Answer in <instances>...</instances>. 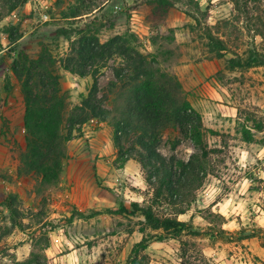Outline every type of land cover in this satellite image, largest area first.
Wrapping results in <instances>:
<instances>
[{
	"label": "rangeland",
	"instance_id": "374dc122",
	"mask_svg": "<svg viewBox=\"0 0 264 264\" xmlns=\"http://www.w3.org/2000/svg\"><path fill=\"white\" fill-rule=\"evenodd\" d=\"M13 1L0 0V264H21L31 257L33 251L43 261L46 257V264H125L133 245L145 234H155L149 228L142 232L146 225L141 213L131 214L123 210H131V199H134L133 196H126V192L117 194L112 188L99 185L105 189L102 195L105 204L83 209L72 197L71 186L66 183L60 185L62 174L57 185L47 188L40 184L37 175L19 174V152L26 145V102L21 80L13 71L15 59L23 55L48 59L53 64L51 69L54 67L59 75L62 90L70 95V109L88 95L93 85V74L96 73L99 95L108 96L104 105L112 109L116 91L110 89L112 83L119 82L116 68L122 66V56L114 54L100 58L88 67L92 73L84 76L64 69L63 65L74 54L71 50L73 42L78 45L82 37L95 36L105 42L117 34L129 33L137 35L140 50L144 53L157 52L159 47L161 53L171 51V54L164 55L166 59L161 58L162 67L179 77L194 107L198 104L207 107L206 100H210L212 106L227 105V99L237 106V110H233L236 116H232L223 132L213 129L216 131L213 133L204 126V139L213 151L206 158L207 175L202 186L197 189L193 185L187 187L184 196H181L183 202L177 204L172 203L169 196L162 197L155 204L156 212L162 216H174L179 209L187 208L186 213L193 212L206 219L199 220L201 223L209 222L212 227L223 229L226 217L219 209L215 211L211 206L199 208L207 203V182L212 183L214 187L218 186L213 197L221 199L229 194L239 200L241 206L238 216L240 225L231 226L233 230L228 229L234 232L232 235L219 236L229 243L223 254V264H264L258 256L247 253L242 241L238 240L241 231H244L246 234L255 232L262 245L264 241V227H255L258 222L254 221L257 215H264V66L231 72L226 66L233 54L227 52L221 58L213 56L206 37L212 30L239 53H244L249 46L264 51V36L245 29L247 20L244 15L236 19L238 14L233 3L230 0H181L163 15L154 12L148 0H25L13 10L17 13L14 17L7 5V2L10 5ZM45 5L48 7L45 8ZM44 11L50 14L49 20L42 18ZM74 11L82 14L72 16ZM252 14L254 19L257 15H264V0ZM226 19H233V25L225 26L223 21ZM182 27L189 31L191 37L186 45L176 38L177 29ZM188 59L193 62L214 61L213 70L216 71L207 76L206 83L210 81L215 87V82H211L214 77L222 87L213 98L208 99L190 90L179 76L177 66ZM97 120L85 123L102 121ZM104 122L111 129L114 141L112 122ZM84 124L73 131L72 138L80 134ZM257 124L263 125L262 130L255 127ZM67 126L65 122L62 128L65 134ZM248 134L253 135L252 141L245 140L244 136ZM135 137L136 134L132 133L125 145L128 146ZM159 151L167 159L174 156L176 160L184 161H188L193 154H202L201 147L175 126L163 131ZM177 171H180L179 167ZM143 172L146 180L147 173L144 169ZM123 178L128 189L141 194V197H135L141 205L153 203L154 185L145 181L142 187ZM237 181L242 182L239 189L246 185L248 190L229 192L232 183ZM10 195L16 196L14 207L21 212L15 226L10 207L6 204ZM77 210L85 214H74ZM249 224L252 226H244ZM211 225H196L205 230L201 236L192 237L203 251L210 243L201 238L209 233L206 228ZM169 238L155 237L151 240L144 252L149 257L148 264H181L180 242H169Z\"/></svg>",
	"mask_w": 264,
	"mask_h": 264
},
{
	"label": "trees",
	"instance_id": "16d2710c",
	"mask_svg": "<svg viewBox=\"0 0 264 264\" xmlns=\"http://www.w3.org/2000/svg\"><path fill=\"white\" fill-rule=\"evenodd\" d=\"M14 0L8 10L13 11L20 2ZM181 0H148L154 12L166 14L170 8L177 6ZM193 1V0H192ZM239 19L244 15L247 20L245 29L264 36V15L252 14L253 10L261 7L262 0H230ZM199 6V3H197ZM82 13L74 11L72 16ZM69 16V15H66ZM249 19V21H248ZM257 19V20H256ZM233 19L223 21L225 26L233 25ZM65 33L67 30L63 29ZM209 52L217 58L224 57L227 52L233 55L228 59V70H244L255 66H264V51L255 46H249L244 53L234 50L219 35L208 31ZM75 44V45H74ZM71 58L64 62V69L82 76L92 73L88 67L93 66L100 58L120 55L123 64L116 68V77L119 82L112 83L111 91H116L112 109L107 108V95H99L98 77L93 74V85L87 96L82 97L80 104L70 109L67 91L62 90L59 75L48 59L30 58L28 55L18 57L13 62V71L21 80L22 91L25 97L26 110L24 126L26 128V145L19 152V174H32L40 178V184L47 188L60 182L67 157V143L73 136V131L85 122L97 118L102 121H111L114 126V145L117 148L116 162L120 166L129 159L137 160L144 171L146 181L155 186L153 203L143 206L139 202L132 203V209H123L131 214L141 213L146 225L142 229H151L155 234H145L136 242L125 264H148L149 257L145 252L153 238L173 237L180 241L181 264H212L204 251L198 247L194 237L201 236L205 228H197L192 221H184L178 215L186 213V209H179L174 216L159 215L155 204L162 197L172 199V203L183 202L185 189L191 185L196 189L203 184L207 175L206 158L213 151L204 139V125L202 115L196 110L187 97V92L179 77L162 67L164 55L167 51L144 53L140 50L139 39L135 33L117 34L105 42L97 37H82L78 45L73 42ZM162 58V59H161ZM164 62V61H163ZM220 72V71H219ZM113 88V89H112ZM67 122V133L63 132V125ZM179 127L181 132L192 138L194 143L201 147L202 154H193L188 161L176 160L172 156L167 159L160 151L159 145L163 131L169 127ZM261 124L255 127L262 130ZM215 133L213 129H208ZM132 133L136 137L126 146L125 141ZM246 141L254 139L252 134L245 135ZM176 145H174L175 147ZM179 167L180 171H177ZM16 196L10 195L6 204L10 207L13 216V226L21 214L17 207ZM74 214L83 216L82 211ZM209 234L216 236L232 235L234 232L225 229H216L208 226ZM238 240L257 236L256 233L241 231ZM190 237V238H188ZM193 237V238H192ZM48 238L46 241L48 242ZM264 246V241H263ZM36 252L21 264H46Z\"/></svg>",
	"mask_w": 264,
	"mask_h": 264
},
{
	"label": "crops",
	"instance_id": "0c3cea01",
	"mask_svg": "<svg viewBox=\"0 0 264 264\" xmlns=\"http://www.w3.org/2000/svg\"><path fill=\"white\" fill-rule=\"evenodd\" d=\"M189 31L182 27L177 29V40L186 45L191 41V37L188 33ZM184 63L177 66L179 76L184 80L185 84H188V88L193 90L201 96L207 97L208 99L213 98L222 87L221 83L213 77L216 86L213 87L210 81L206 83L207 76H211L215 73L213 67L215 66L214 61H202L193 62L190 59L183 61ZM208 70H207V68ZM231 72H237L233 70ZM230 85V84H229ZM224 90V89H223ZM234 89H232L233 91ZM234 92L231 94L232 98ZM236 98V96H235ZM228 103L214 105L210 104V100H206L207 107L201 105H195V108L201 113L204 126L209 129L224 131L223 128H227L229 121L232 120V116H236L233 110H237V106L234 101L227 99ZM235 119V118H233ZM68 154L66 160L64 161V167L62 171V184H67L71 186L73 192L72 197L74 198L76 204L85 209L90 207H98L105 204L104 188L101 186H107L112 188L115 193H125L126 196H133V202H138L139 199L135 197H141V194L133 193L131 189H128L127 182L123 177H126L131 182L139 184L140 186H145V176L143 172L142 165L135 159H129L122 166L118 165L116 162V149L113 141V136L111 129L108 127L107 123L104 121H99L98 123H85L82 126L79 135H75L68 142ZM89 148L91 150H89ZM210 175V174H209ZM218 180H220L218 178ZM240 182H233L230 187L229 192L247 191L248 188L240 187ZM208 187L205 191L207 203L199 208H206L211 206L213 210L221 212L225 217L226 221L223 224V229L233 230L231 226L240 225V220L238 216L240 215V203L239 200H235L234 197L227 194L221 199H216L213 197L217 187L212 183H208ZM101 185V186H99ZM204 186V185H203ZM245 188V189H244ZM243 191V192H244ZM131 194V195H129ZM211 196V198H210ZM137 200V201H135ZM111 205V204H108ZM238 210V211H237ZM190 211V210H189ZM235 214V217H233ZM232 217V218H231ZM180 220L192 221L195 225L203 227L211 223H201L199 220L202 218L201 215H194L191 213H183L178 215ZM243 218V216H241ZM255 222H258L256 226L264 227V215H257L254 218ZM246 224V223H243ZM245 227H250L244 225ZM201 238L203 241L210 243V246H205L204 252L212 259L213 264H223V254L225 253V248L229 246V243L224 241L222 238L216 236L215 234H203ZM169 242L179 240L173 237L168 239ZM139 242V241H138ZM180 242V241H179ZM245 246V251L251 252V255L258 256L264 260V246L261 244L258 236H253L242 240ZM134 246V245H133ZM178 246L181 244L178 243ZM133 248V247H132ZM210 248V249H209ZM178 250V247L176 248ZM246 264V262H245Z\"/></svg>",
	"mask_w": 264,
	"mask_h": 264
},
{
	"label": "built area",
	"instance_id": "2783aa9c",
	"mask_svg": "<svg viewBox=\"0 0 264 264\" xmlns=\"http://www.w3.org/2000/svg\"><path fill=\"white\" fill-rule=\"evenodd\" d=\"M45 6H46L45 8L48 7V5H45ZM12 14H13L14 17H17V13H16V11H13ZM41 16H42V18H44L45 20H49V18H50V14H49L48 12H45V11H44V13L41 14ZM91 121H96V122H97L98 120H97V119H96V120H95V119H91Z\"/></svg>",
	"mask_w": 264,
	"mask_h": 264
}]
</instances>
